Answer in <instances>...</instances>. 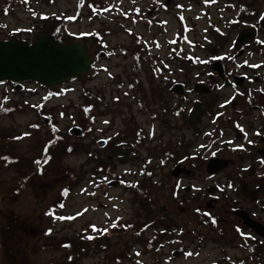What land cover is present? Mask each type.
Here are the masks:
<instances>
[{
	"label": "rangeland",
	"instance_id": "obj_1",
	"mask_svg": "<svg viewBox=\"0 0 264 264\" xmlns=\"http://www.w3.org/2000/svg\"><path fill=\"white\" fill-rule=\"evenodd\" d=\"M202 1L83 0L81 7L80 0H27L8 14L0 5V32L18 27L35 32L65 23L69 35L86 42L93 60L89 73L59 85L25 82L17 90L9 82L0 85V157L9 158L0 159V264H264V248L248 256L236 249L239 239L198 227L189 207L179 210L191 202L178 197L172 168L193 147L187 125L193 100L187 93L189 100L181 99L171 89L172 79L191 89L204 73L195 76L189 56L201 61L212 49L226 50L232 37L252 39L243 25L264 8V0H218L209 6ZM89 4L110 11L93 15ZM228 17H238L236 25L226 27ZM257 35L264 40L263 25ZM251 48L264 58V45ZM49 93L54 95L43 99ZM215 98L203 96L210 104ZM8 107L14 109L5 113ZM72 127L81 133H72ZM103 175L132 185H97ZM65 187L67 196L60 194ZM85 208L89 211L75 219L52 217L76 216ZM113 222L118 226L110 229ZM91 225L108 232L93 231ZM89 235L94 239L85 238Z\"/></svg>",
	"mask_w": 264,
	"mask_h": 264
},
{
	"label": "flooded vegetation",
	"instance_id": "obj_2",
	"mask_svg": "<svg viewBox=\"0 0 264 264\" xmlns=\"http://www.w3.org/2000/svg\"><path fill=\"white\" fill-rule=\"evenodd\" d=\"M237 18L228 17L226 27L236 25ZM246 22L249 24L243 26L254 30L252 39L244 40V34L232 37L226 50L212 49L200 57L209 61L206 64L194 60L198 58L195 55L189 56L197 70L195 76L204 73L191 89L185 82L172 79L175 82L171 89L181 99L186 97L188 101L187 93L193 100L187 107L193 147L178 156L172 168L177 172L172 175L176 178L175 189L181 191L178 197H190V205L180 206V213L189 207L195 225H206L214 229L212 232L225 234L228 240L239 239L236 249L257 256L256 251L264 248V58L258 57V51L251 47L259 39L260 12L256 20ZM201 38L210 40L208 35ZM240 42L244 47L237 49ZM253 55L260 59L249 61L246 57ZM245 60L262 67L249 68ZM212 93L216 98L210 104L203 96ZM226 101L231 103L225 104ZM257 132L261 134L256 135Z\"/></svg>",
	"mask_w": 264,
	"mask_h": 264
},
{
	"label": "water",
	"instance_id": "obj_3",
	"mask_svg": "<svg viewBox=\"0 0 264 264\" xmlns=\"http://www.w3.org/2000/svg\"><path fill=\"white\" fill-rule=\"evenodd\" d=\"M90 69L89 56L79 42L62 45L50 34H41L32 43L0 40V82L10 80L19 87L21 82L31 80L53 86ZM71 132L80 134L81 129L73 127Z\"/></svg>",
	"mask_w": 264,
	"mask_h": 264
},
{
	"label": "snow or ice",
	"instance_id": "obj_4",
	"mask_svg": "<svg viewBox=\"0 0 264 264\" xmlns=\"http://www.w3.org/2000/svg\"><path fill=\"white\" fill-rule=\"evenodd\" d=\"M133 2H135V0H133ZM204 2L205 3H208L209 0H204ZM211 2L214 3L215 0H211ZM80 6L83 7V0H80ZM88 7L91 9L93 15H98V14H102L103 12L110 11V8H108V7H105L102 10L98 9L97 7H95V6L91 5V4H89ZM178 7H180V6L178 5ZM137 12H139L138 9H137ZM121 15L127 16V14L125 12H123V11H121ZM43 18L44 19H47L46 16L43 17ZM68 19H75V17H68ZM260 19L261 20H264V14H261ZM181 20H183V16H181ZM133 23H135V20L133 21ZM148 23L151 24L152 21H148ZM28 30L30 31L31 29H28ZM217 31H219V29H217ZM129 34H131V33H129ZM172 42H174V41H171L170 43H172ZM256 42L258 44L264 45V40H257ZM156 46L159 47L158 44ZM223 58L224 57H213L212 59H223ZM228 58L229 59H232V57H230V56ZM199 62L202 63V64H206L209 61H207V60H201ZM244 64L247 65L249 68H257L258 69V68L262 67L261 64H250L247 60L244 61ZM165 67H168V65H165ZM105 71H107V69H105ZM157 71H158V69H157ZM261 91H264V89H262ZM52 95H54V94L53 93H49L48 96H45L43 99L47 100L49 98V96H52ZM240 95H243V93H240ZM7 99H8L7 97H4V100L5 101H7ZM24 103L25 104H28V101L26 100V101H24ZM227 103H231V101H226L225 104H227ZM224 106H225L224 104L221 105V107H224ZM33 107H40V105H33ZM3 110L4 111H12L11 109H6V108L3 109ZM84 111L87 113L89 111V109L88 108H85ZM61 116H63V113H61ZM104 123H108V121H104ZM32 127L35 128V127H38V126L37 125H32ZM237 127H239V125H237ZM240 130L241 131H244L243 128H241ZM260 134L261 133H259V132L256 133V135H260ZM24 135L25 136H28L30 134L29 133H25ZM22 138L23 137H15L14 139H22ZM228 143H232V142L231 141H228ZM249 143L251 144L252 141H249ZM239 147L242 148L243 146H239ZM45 151H47V149H45ZM68 151H71V149L69 148ZM213 155H215V153H213ZM0 159L7 161L9 158L7 156H4V157H0ZM35 163L39 164L40 161H36ZM261 163H264V161H261ZM149 175H151V173H149ZM105 179H107V178H105ZM229 187H232V186L229 185ZM82 194H88V195H93V196L95 195V193H88L87 192V189H82ZM62 195L67 196L68 195V189H64ZM60 207H64V205L61 204ZM87 211H89V209L85 208L81 212H77L76 213V216L67 217V218L64 217V216H57L56 219H58V220L75 219L78 216H82ZM46 214H49L50 215L51 213H46ZM105 215H107V213H105ZM205 215H209V214L205 213ZM211 222L213 224L216 223V221L214 219ZM117 226L118 225L115 222H113L112 225H111L112 228H116ZM90 227L92 228L93 231H101L102 233H107L108 232V228H104V229L100 230V229H97L95 225H91ZM127 227H131V225H127ZM237 231L239 232L240 230L237 229ZM48 234H51V229H49L48 232H46V235H48ZM139 234L140 233H137V235H139ZM85 238L88 239V240L94 239V237L91 236V235H89V236H87ZM262 243H264V242H262ZM63 247L67 248V247H70V245L65 244V245H63ZM135 255L136 256H140V253L137 252V253H135ZM192 255H193V253H191V252L185 253V256H192ZM137 264H140V261L139 260L137 261Z\"/></svg>",
	"mask_w": 264,
	"mask_h": 264
},
{
	"label": "trees",
	"instance_id": "obj_5",
	"mask_svg": "<svg viewBox=\"0 0 264 264\" xmlns=\"http://www.w3.org/2000/svg\"><path fill=\"white\" fill-rule=\"evenodd\" d=\"M26 2H27V0H0L2 14L10 13L11 6H15L17 4H23V3H26ZM48 18L49 17H47V19H45V20L48 21ZM65 26H66L65 23H63V25L59 24L58 26H56V27L54 26V27L50 28L49 30H46L45 28H41V30L35 31V32L32 31L33 29L30 30V31L29 30H26V31H20V30L19 31H12V32H7L5 34H0V39L16 38V39H19V40L24 41V42H29V41H33L38 35H40L42 33H49V34L53 35L54 38L56 40H58L60 43H62L64 45L65 44H70L73 41H75L76 39L73 38V36L69 35V33L66 31ZM25 34L27 36L23 37V35H25ZM81 43L86 48V46H85L86 42L85 41H81ZM7 82H9V81H7ZM6 109H14V107H8ZM3 111H1V112L2 113L11 112V111H4V112ZM66 244L69 245L68 243H66Z\"/></svg>",
	"mask_w": 264,
	"mask_h": 264
}]
</instances>
